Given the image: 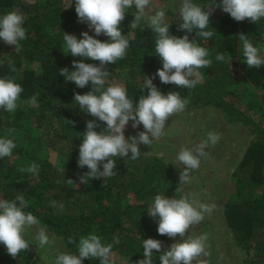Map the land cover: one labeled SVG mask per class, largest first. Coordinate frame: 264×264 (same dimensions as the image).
Wrapping results in <instances>:
<instances>
[{
    "label": "trees",
    "instance_id": "1",
    "mask_svg": "<svg viewBox=\"0 0 264 264\" xmlns=\"http://www.w3.org/2000/svg\"><path fill=\"white\" fill-rule=\"evenodd\" d=\"M193 2L202 6L211 4V0ZM215 3L220 4L221 0H215ZM13 9L26 15L23 24L26 39L20 41L21 51L13 53L9 59L0 58V78H13L22 86V101L38 95V106L22 103L12 113L0 111V138L7 136L14 139L16 145L22 143L21 147L13 149L11 156H23V142L37 141L42 144L41 136L36 137L35 131L43 128V137H52L57 147L50 146L65 160L67 167L63 172V168L55 167L46 160H38L35 162L39 167L37 174L22 173L12 164L4 170L6 164L0 159V198L13 200L17 195H23L30 202L25 211L38 218L40 227L47 226L50 240L58 243L61 253L79 254L80 238L96 234L102 243L113 244L112 255L138 264L144 259L143 240L151 238L162 242L161 250L153 251V264H160L159 256L168 251L170 237L158 233L159 219L150 217L147 211L158 194L169 199L181 198V195L178 196L179 181L174 166L140 148L141 155L136 160L114 158L116 175L92 179L87 183L80 180L89 172L86 166H78L79 146L86 132V124L95 122L98 127L94 130L98 133L107 126L82 111L74 101L75 94H86L91 86L79 88L60 76V70L64 68L76 70L72 67L74 61L83 62L82 57H74L65 50L63 36L67 33L82 39L81 34L88 32L101 42H108L109 38L103 34L95 36L94 29H89L86 22L79 21L75 0H32L30 3H26V0H0V16ZM204 10L211 9L206 7ZM135 12L134 6L128 9L121 23L122 35H128L130 46L123 59L106 66L109 75L104 88L122 85L128 97L138 103L141 95H148V90L143 89L147 78L155 76L162 65L156 63L158 55L150 53V46L155 47L157 35L147 28L146 21L142 20L135 29L130 28ZM209 19L210 28L206 30H215L210 39L196 37V30L192 33L179 30L182 23L179 15L170 22L169 28L171 35L178 38L188 35L190 42L196 39L199 46L208 50L212 65L199 69L204 73L205 83H198L190 90L174 84H163L158 76L152 83L164 95L179 92L182 98H189L192 106L218 110L227 125L241 124L248 128L250 144L238 166V171L243 169L242 172L246 171L247 174L237 175L233 184L235 191L224 203L222 215L235 243L247 255L244 264H264V137L261 136L264 131L251 123L237 107L239 96L237 90L230 86L235 80L229 62V58L243 48L238 38L241 33L248 35L254 46H264V18L256 23L248 19L238 22L223 12L222 16L211 14ZM218 53L225 55L224 61L215 59ZM241 58V72L246 80L264 89V65L259 69L248 68L244 55ZM23 59L38 65V68H24ZM10 65L15 71L11 70ZM95 65H99V62ZM262 107L264 109V96ZM54 119L60 124L54 127V133L46 132L49 130L47 125H52ZM10 128L16 129V132L9 136ZM100 170H103L102 164ZM53 202L56 203L55 207L51 206ZM25 238L30 240L27 236ZM114 239H118L119 243H114ZM0 264L54 262L33 242L16 258L11 257L0 243ZM83 264H100V261L85 259ZM111 264L114 263L111 261Z\"/></svg>",
    "mask_w": 264,
    "mask_h": 264
},
{
    "label": "clouds",
    "instance_id": "2",
    "mask_svg": "<svg viewBox=\"0 0 264 264\" xmlns=\"http://www.w3.org/2000/svg\"><path fill=\"white\" fill-rule=\"evenodd\" d=\"M150 4L151 0H75V11L79 21L86 22L89 29H94L95 36L103 34L109 38L108 42H101L88 32L81 34L82 39L67 33L63 36L65 50L72 56L99 61V66L74 61L72 67L76 69L75 71H69L67 68L60 70V76L75 83L77 87L91 86V90L86 94H75L74 101L82 111L98 118L107 126L104 131L98 133L94 130L98 127L95 122L89 121L86 124V132L82 135V143L79 146L78 166L80 168L86 166L89 172L80 177L82 183L116 175L115 157L138 159L141 155L138 145L150 146L154 140L160 139L165 134L166 121L184 111L188 99L182 98L180 93L175 91L167 95L162 94L152 83L155 76H158L163 84H174L190 90L200 82L199 69L210 68L212 65V60L208 58V50L199 46L196 39L190 42L188 35L178 38L170 34V22L163 9L146 15V9ZM133 6L136 12L130 28L138 27L146 17L147 28L157 35L155 54L162 61V69H158L155 76L147 78L145 82L143 89L148 90V95H141L138 103H134L133 99L128 97L127 90L122 85L109 86L106 90L104 88L109 75L105 70L106 66L123 59L130 46L128 35H122L120 26L125 19L126 11ZM206 7L221 8L238 22L248 19L256 23L264 18V0H221L220 4L211 0L208 6L196 4L193 0H182L179 9L182 23L179 30H186L188 33L196 30V37L210 39L215 30H206L210 28L209 18L212 14L210 10H204ZM24 19L23 14L16 10L0 16V39L13 46L15 52L22 50L20 41L26 39ZM238 38L242 42L248 68L259 69L264 65V46H254L248 35L242 33ZM225 58V55L219 53L215 57L217 61H224ZM10 67L15 71L14 67L11 65ZM23 91L22 86L13 78H0V108L12 113L22 103L38 106V95L22 101L20 97ZM129 121L133 122V128L142 124L145 131L126 139L124 131ZM15 132L14 128L8 129L9 136ZM220 139V134L210 131L200 144L179 151L177 160L185 166V170L180 174L181 185L187 182L191 171L199 168L201 158L207 155L205 149L215 146ZM16 146L14 139L7 136L0 138V158L10 157ZM19 171L37 174L39 167L31 163ZM68 182L73 183L71 180ZM29 204L23 195H17L13 200L0 199V243L13 258L32 244V241L25 238L28 229L41 224L36 216L25 211ZM51 206L55 207L56 203L53 202ZM214 209V204H205L187 195L179 199H169L159 194L154 197L147 213L150 217L159 219L158 233L170 238L179 236L182 241L172 244L170 250L159 256L160 264H193L194 261L196 264H208L207 260L200 259L201 256L210 255L207 251L210 247L207 243L208 235L203 234L194 238L188 235L185 238V234L189 232L191 226L199 224L205 219V215H210ZM35 240L40 248L53 243L47 234V226L39 227ZM69 242H72L71 238ZM114 243H119V240L114 239ZM112 248V243H102L98 235L89 234L80 238L78 256L58 253L54 264H83L85 259H98L100 264H111ZM161 248L159 240L151 238L143 240L144 259L138 261V264H153V250L159 252Z\"/></svg>",
    "mask_w": 264,
    "mask_h": 264
},
{
    "label": "rangeland",
    "instance_id": "3",
    "mask_svg": "<svg viewBox=\"0 0 264 264\" xmlns=\"http://www.w3.org/2000/svg\"><path fill=\"white\" fill-rule=\"evenodd\" d=\"M30 2L32 0H26V3ZM181 4L182 0H151V4L146 9V15L154 14L156 11L163 9L168 22H172L178 18ZM210 11L212 14L220 16L224 12L218 7H214ZM23 16L26 18L25 14ZM143 21H146V17ZM154 52L155 47L150 46V53L154 54ZM13 53H15L14 47L7 45L0 39V58L9 59ZM241 55H243V48L236 55L229 58L235 80V83L230 86L237 90L239 96L237 107L246 114L251 123L253 122L256 127L258 126L264 131V109L262 107L264 89L254 86L246 80L241 72L243 60ZM23 61L24 68L26 69L38 68L36 64H31L24 59ZM83 62L95 64L99 61L83 58ZM156 63L157 65H162L159 56L156 58ZM200 73L201 79L199 83H205V79H203L204 73ZM19 76L22 75L19 74ZM2 110L4 109L0 108V111ZM52 122V125H47L49 130L46 132L54 133V127L60 124L57 119L52 120ZM132 123V121H129L125 127L124 135L126 139L138 136L139 132L145 131L142 124L137 128H133ZM105 129L101 128L102 131ZM41 131H43V128L40 131H35V136H41L42 144L37 141L35 143L23 142V156L0 158L6 164L4 170L11 164L16 166L18 170L26 168L30 165V162L35 163L38 160H46L58 168L64 169L67 167L65 160L51 148L50 145L56 146L51 140L52 137H43L45 131L44 133ZM210 131L220 134L221 139L215 146H209L205 149L207 155L201 158L199 168L191 171L187 182L181 185L180 174L185 170V166L177 160L179 151L182 148H193L200 144L207 138V133ZM261 136L264 137V135ZM19 139L16 138L15 140ZM250 140L251 135L246 126L242 127L241 124L236 126L227 125L218 110L213 108H198L190 105L188 102L184 111L171 116L166 121L165 134L160 139L154 140L150 146L144 144L138 145L139 149H146L149 154L161 157L174 166L179 181L177 187L178 196L187 195L199 202L215 205V209L210 215L206 214L203 221L191 226L189 232L185 234V238L188 235L193 238L203 234L208 235L207 243L210 247L207 251L210 252V255L200 257L201 260H207L208 264H244L246 261L247 255L244 249L235 243L232 232L223 218L222 210L224 203L235 191L233 184L236 181L237 175L247 174L246 171L242 172L243 169H239L238 171V166L245 157ZM21 146L22 143L17 144V147ZM144 152L147 151L144 150ZM145 156L147 157L148 154H145ZM77 185L79 186L80 183L78 182ZM39 227L40 225L33 226L28 229L26 234L35 243L36 247H39L38 242L35 240ZM177 242H182L179 236L170 238L167 250H170L171 245ZM42 252L48 255L52 262H54L56 255L61 253L58 250L57 242L45 246L42 248ZM110 260L114 264H131L125 257L116 254H113ZM193 264H196V262L194 261Z\"/></svg>",
    "mask_w": 264,
    "mask_h": 264
}]
</instances>
